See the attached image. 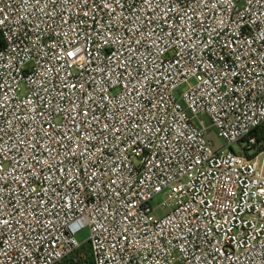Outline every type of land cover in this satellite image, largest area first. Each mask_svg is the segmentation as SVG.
<instances>
[{"label":"built area","instance_id":"2783aa9c","mask_svg":"<svg viewBox=\"0 0 264 264\" xmlns=\"http://www.w3.org/2000/svg\"><path fill=\"white\" fill-rule=\"evenodd\" d=\"M262 125L264 0H0V264H264Z\"/></svg>","mask_w":264,"mask_h":264},{"label":"rangeland","instance_id":"374dc122","mask_svg":"<svg viewBox=\"0 0 264 264\" xmlns=\"http://www.w3.org/2000/svg\"><path fill=\"white\" fill-rule=\"evenodd\" d=\"M208 136L212 144L215 145V147L222 146V142L215 138L211 130H208ZM75 238L81 244L77 256L87 259V257H89L87 243L85 242V240L87 239V229H84L78 234H76Z\"/></svg>","mask_w":264,"mask_h":264},{"label":"trees","instance_id":"16d2710c","mask_svg":"<svg viewBox=\"0 0 264 264\" xmlns=\"http://www.w3.org/2000/svg\"><path fill=\"white\" fill-rule=\"evenodd\" d=\"M258 133H259V136H260L261 138H264V125H262V126L258 129ZM77 253H78V251H77L74 255H72L69 259L64 260L61 264H72V261L75 260L76 257H77ZM86 263H87V264H91V261H90L89 257H87V259H86Z\"/></svg>","mask_w":264,"mask_h":264}]
</instances>
